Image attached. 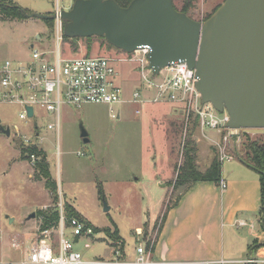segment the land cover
<instances>
[{"label": "rangeland", "instance_id": "374dc122", "mask_svg": "<svg viewBox=\"0 0 264 264\" xmlns=\"http://www.w3.org/2000/svg\"><path fill=\"white\" fill-rule=\"evenodd\" d=\"M75 1L63 0V5L71 9ZM224 1L174 0V3L178 10L186 9L191 18L204 22ZM0 2L16 3L32 13L53 15L55 10V0ZM53 39L54 33L48 22L36 18H4L0 10V59L25 61L31 52L30 45L54 47ZM64 47L68 51L71 47L74 54L89 57L122 54L99 37L76 43L66 41ZM117 70V83L124 90V98L129 100L141 87L139 66L120 64ZM184 109L179 103L124 104L119 107L120 119H113L106 105L88 104L81 108L65 105L58 134L56 129H49L55 119L47 111L37 109L35 119L22 121L20 106L0 103L2 123L12 130L10 138L0 134V264H20L24 254L15 249L14 244L24 249L27 238L34 239L41 226L38 213L56 209L59 203H63L64 209L66 205L73 206L83 215L82 221L94 231L92 237L76 239L67 229V237L75 241L76 250L84 259L110 261L116 251L123 253V247L129 258L135 259L138 244L155 240L167 206L179 197L181 190L175 191L173 184L184 164V150L189 140L200 150L201 170H205L211 159V154L204 158L210 151L206 135L220 140L221 145L226 146V153L234 158L243 150L248 136L264 143V129L223 131L224 137L232 134L225 142L217 131L203 130L197 119L188 120ZM36 125L44 138L38 149L47 155L51 180L58 188L59 203L41 178L36 165L40 161L33 164L30 158L22 156V149L27 148L24 136L35 140ZM82 128L89 134V144L83 142ZM234 133L239 137L234 138ZM215 154L223 172L232 165L230 161L221 162L217 144ZM240 162L237 158L234 164ZM164 183L169 190L161 187ZM166 195L162 213L156 220H150L151 202L161 210L159 206ZM105 202L111 208L109 212L104 211ZM32 213H36V218L29 220ZM10 218H13L12 223ZM138 228L143 237L137 235ZM116 230L123 240L116 238Z\"/></svg>", "mask_w": 264, "mask_h": 264}, {"label": "built area", "instance_id": "2783aa9c", "mask_svg": "<svg viewBox=\"0 0 264 264\" xmlns=\"http://www.w3.org/2000/svg\"><path fill=\"white\" fill-rule=\"evenodd\" d=\"M69 10L64 7L63 0H55L54 47L39 48L33 45L25 61L0 59V103L20 106L22 121L31 122L36 117L37 109L45 110L55 119V122L49 124V129H56L59 134L65 105L75 108L88 104L106 105L111 117L120 119L121 105L166 102L182 104L188 120L197 119L203 130L217 131L225 142L232 137L230 133L223 136V131H231L226 127L230 119L228 113L218 114L212 104L202 103L201 94L196 88L199 80L197 72L190 69L188 64L174 63L155 75L149 69L148 54L151 49L148 46L134 53L122 51V54L114 57L74 54L71 47L68 51L64 47L66 39L62 14ZM120 64L139 66L141 87L135 90L129 100L124 98V90L117 83V65ZM29 107L34 111L32 117L29 116ZM35 129V140L24 136L27 147L40 148V141H44L37 125ZM15 130L19 133L17 127ZM217 145L222 163L234 159L226 153V146H222L221 142ZM29 158L33 164L39 160L37 154ZM220 186L225 189L226 183L222 180ZM58 210L60 221L57 225L43 229L41 223L34 239L27 238L28 243L24 249L14 244L13 247L24 254L20 264H165L153 260L156 238L139 243L134 260L125 259L120 250L115 252V260L84 259L82 253L76 250L75 241L67 237V229L71 230V235L76 239L94 236L93 229L78 218L68 220L63 203L58 204ZM40 220L43 221L42 218ZM239 225L246 226L247 223L241 222ZM137 235L143 237L141 230L138 229ZM248 263L264 264V258L250 259Z\"/></svg>", "mask_w": 264, "mask_h": 264}, {"label": "water", "instance_id": "95a60500", "mask_svg": "<svg viewBox=\"0 0 264 264\" xmlns=\"http://www.w3.org/2000/svg\"><path fill=\"white\" fill-rule=\"evenodd\" d=\"M27 17L55 20L41 13ZM62 19L71 40L104 38L127 53L150 47L149 69L155 75L174 63L188 64L197 72L202 103L227 112L229 130L264 129V0H225L204 22L178 10L174 0H133L128 7L115 0H76ZM28 112L32 117L33 109ZM0 134L12 136L1 117ZM81 137L90 143L84 128ZM110 209L105 202L104 211ZM34 218L36 213L28 217Z\"/></svg>", "mask_w": 264, "mask_h": 264}, {"label": "crops", "instance_id": "0c3cea01", "mask_svg": "<svg viewBox=\"0 0 264 264\" xmlns=\"http://www.w3.org/2000/svg\"><path fill=\"white\" fill-rule=\"evenodd\" d=\"M206 138L210 141V151L204 158L211 154V159L205 170H201L203 159L197 147V165L203 172L216 158L215 148L220 141L207 135ZM236 160L235 157L230 161L232 165L224 168V172L222 170L225 189L210 181L196 182L180 189L176 204L171 206L165 221L161 220L163 224L153 253L155 262L249 264L250 259L264 258V230L259 217L262 206L260 177L241 160L235 165ZM161 187L168 189L167 183ZM167 195L159 206L161 210L151 202L150 220H156L162 213ZM241 222L247 225L240 226ZM123 254L125 259L134 260L129 258L124 247Z\"/></svg>", "mask_w": 264, "mask_h": 264}, {"label": "trees", "instance_id": "16d2710c", "mask_svg": "<svg viewBox=\"0 0 264 264\" xmlns=\"http://www.w3.org/2000/svg\"><path fill=\"white\" fill-rule=\"evenodd\" d=\"M121 7H128L129 4L133 0H115ZM220 7V5L216 8V10ZM0 10L1 15L4 16V18H12V19H26L27 14H31L32 12H29L28 10H25L21 6L17 5L16 3H5L0 2ZM215 10V11H216ZM182 12L188 14L187 10H182ZM213 15V14H212ZM211 15V16H212ZM209 16V18L211 17ZM51 25V29L53 31L54 22L53 21H46ZM66 41H72L73 43H76L78 40L81 39H68L66 38ZM92 38L86 39L87 41H91ZM104 39V38H101ZM105 40V39H104ZM109 44V43H108ZM110 45V44H109ZM112 46V45H110ZM77 47V46H76ZM113 47V46H112ZM185 161L184 164L180 168V172L178 173L177 180L173 184V189L176 191L178 189L185 188L187 186H190L193 183L201 182V181H210L215 182L216 184H220L222 180V164L218 161L217 158L214 159L212 165L210 168L203 172L198 168L197 165V148L195 147V143L192 140H189L187 142V145L185 147ZM37 154L38 156H42L41 159H39L38 169L40 170L41 178L45 180L46 187L48 190L52 192L54 195V200L58 202V188L54 185V183L51 180V174H50V168L49 163H47V155L43 151H39L37 147H25L22 149V156L27 159L30 155ZM245 156V157H244ZM239 160H241L246 166L249 168L255 170L260 177V184H261V200H262V206L259 211V217H260V223L264 230V143H261L260 140H252L249 136L247 137V140L243 144V150H241V153H239V156H237ZM101 187V193L103 192V188ZM59 203V202H58ZM57 203V204H58ZM176 204V203H175ZM174 204V205H175ZM173 205V204H172ZM171 204H169L166 208V211L164 212V217L162 218L163 222L165 221V218L171 209ZM66 212V218L68 220L72 218H78L80 220H83L82 215L77 212L73 206L66 205L65 207ZM38 218H42V228H50L53 225H57L60 221V212L58 208L53 209L49 212L46 211H40L38 213ZM163 224V223H162ZM162 226V225H161ZM110 232V230H107ZM115 236L118 240H122V237L119 235V230L115 231Z\"/></svg>", "mask_w": 264, "mask_h": 264}, {"label": "bare ground", "instance_id": "6f19581e", "mask_svg": "<svg viewBox=\"0 0 264 264\" xmlns=\"http://www.w3.org/2000/svg\"><path fill=\"white\" fill-rule=\"evenodd\" d=\"M179 63V62H178Z\"/></svg>", "mask_w": 264, "mask_h": 264}]
</instances>
